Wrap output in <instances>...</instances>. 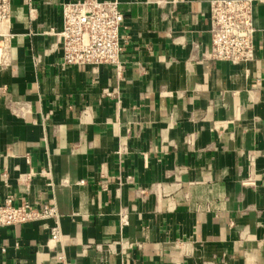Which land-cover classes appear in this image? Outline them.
<instances>
[{
    "label": "crops",
    "instance_id": "0c3cea01",
    "mask_svg": "<svg viewBox=\"0 0 264 264\" xmlns=\"http://www.w3.org/2000/svg\"><path fill=\"white\" fill-rule=\"evenodd\" d=\"M70 1L12 0L3 27L0 205L58 216L0 227V264H264V0L240 65L211 55L213 0H118L99 67L64 62Z\"/></svg>",
    "mask_w": 264,
    "mask_h": 264
},
{
    "label": "built area",
    "instance_id": "2783aa9c",
    "mask_svg": "<svg viewBox=\"0 0 264 264\" xmlns=\"http://www.w3.org/2000/svg\"><path fill=\"white\" fill-rule=\"evenodd\" d=\"M11 1L0 0V66H10L13 33L3 27L10 22ZM254 0H213L214 26L211 55L214 59L240 65L256 58ZM125 15L118 0H75L63 5V26L58 32L66 64H120ZM54 206L34 207L28 202L14 205L8 198L0 205V227L56 218ZM125 221V220H124ZM59 228L51 229L53 241Z\"/></svg>",
    "mask_w": 264,
    "mask_h": 264
}]
</instances>
